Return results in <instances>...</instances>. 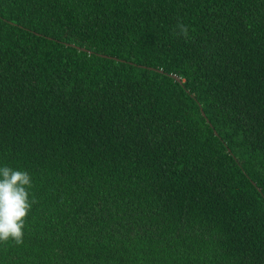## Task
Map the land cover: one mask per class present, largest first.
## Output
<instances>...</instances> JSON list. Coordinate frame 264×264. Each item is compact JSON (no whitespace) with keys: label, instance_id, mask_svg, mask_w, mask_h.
I'll return each instance as SVG.
<instances>
[{"label":"trees","instance_id":"trees-1","mask_svg":"<svg viewBox=\"0 0 264 264\" xmlns=\"http://www.w3.org/2000/svg\"><path fill=\"white\" fill-rule=\"evenodd\" d=\"M3 166L0 264H264V0H0Z\"/></svg>","mask_w":264,"mask_h":264},{"label":"clouds","instance_id":"clouds-1","mask_svg":"<svg viewBox=\"0 0 264 264\" xmlns=\"http://www.w3.org/2000/svg\"><path fill=\"white\" fill-rule=\"evenodd\" d=\"M189 28V25L178 22L174 34L187 41ZM33 186L28 171L0 167V244H7L10 240L16 245L23 244L28 215L36 203L30 193Z\"/></svg>","mask_w":264,"mask_h":264},{"label":"water","instance_id":"water-1","mask_svg":"<svg viewBox=\"0 0 264 264\" xmlns=\"http://www.w3.org/2000/svg\"><path fill=\"white\" fill-rule=\"evenodd\" d=\"M173 77L176 78V79H178V77L175 76V75H173ZM201 111H202V109H201ZM202 114L204 115V112L203 111H202Z\"/></svg>","mask_w":264,"mask_h":264}]
</instances>
